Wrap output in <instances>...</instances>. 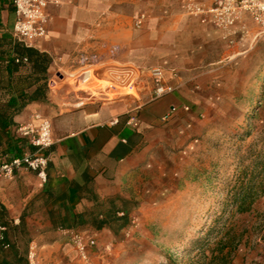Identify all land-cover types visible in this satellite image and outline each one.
I'll return each instance as SVG.
<instances>
[{
	"label": "crops",
	"instance_id": "1",
	"mask_svg": "<svg viewBox=\"0 0 264 264\" xmlns=\"http://www.w3.org/2000/svg\"><path fill=\"white\" fill-rule=\"evenodd\" d=\"M187 1L50 0L47 34L28 45L44 54L40 68L36 54L29 62L16 60L23 43L13 32V0H0V113L8 119L5 128L0 120V167L33 150L18 127L37 124L36 114L52 121L54 139L47 181L25 166L9 177L0 173V264H22L25 248L28 264L32 249L40 264H83L73 234L105 227L62 228L54 222L74 212L89 220L110 208L129 210L130 173L144 163L161 115L184 101L199 103L206 85L217 79L216 58L205 46L217 37L237 38L252 20L244 14L228 36L190 15ZM130 66L163 67L175 90L151 100L149 75L141 77L135 95L122 85L119 97L109 96L108 85L94 91L87 86L91 71L109 83ZM133 115L136 126L129 124Z\"/></svg>",
	"mask_w": 264,
	"mask_h": 264
},
{
	"label": "rangeland",
	"instance_id": "2",
	"mask_svg": "<svg viewBox=\"0 0 264 264\" xmlns=\"http://www.w3.org/2000/svg\"><path fill=\"white\" fill-rule=\"evenodd\" d=\"M234 39L205 46L217 79L199 103L161 115L130 173L127 224L84 234L92 264H264V32L250 20ZM90 74L93 91L108 85Z\"/></svg>",
	"mask_w": 264,
	"mask_h": 264
},
{
	"label": "built area",
	"instance_id": "3",
	"mask_svg": "<svg viewBox=\"0 0 264 264\" xmlns=\"http://www.w3.org/2000/svg\"><path fill=\"white\" fill-rule=\"evenodd\" d=\"M49 3L50 0H13L16 13L13 32L19 41L26 45H34L46 36ZM186 11L190 15L200 17L202 22H212L228 36L232 35L230 32L243 15L248 14L260 27L261 32H264V0H188ZM144 19L145 14H141L136 20V26H141ZM24 61H27V58H24ZM173 72L175 74V70ZM145 75H149L153 80L151 100L161 98L175 90L174 85L166 81L165 69L161 66L149 68L130 66V69L120 71L117 81L109 82L108 86L112 88L113 93H118L122 85L131 94H139V80ZM184 109L188 110L189 107L184 106ZM176 110L177 107L172 106L171 111L162 119L166 120ZM35 118L38 120L37 124L28 122L18 127V131L27 139L33 150L6 160L0 167V173L4 176H12L18 168L25 166L36 171L44 182L47 181V169L50 163L47 150L54 144L53 125L49 118L41 114H36ZM138 121V116L133 115L129 119V124L136 126ZM0 229L4 227L0 226ZM73 241L80 258L86 264H92L89 247L95 244V239H85L83 233L76 232L73 234ZM29 264H40L35 249L29 253Z\"/></svg>",
	"mask_w": 264,
	"mask_h": 264
},
{
	"label": "trees",
	"instance_id": "4",
	"mask_svg": "<svg viewBox=\"0 0 264 264\" xmlns=\"http://www.w3.org/2000/svg\"><path fill=\"white\" fill-rule=\"evenodd\" d=\"M23 43V42H22ZM33 54L38 55V59L40 58V64L39 67L42 68V62L45 61L44 54L35 50L33 47L28 46L23 43V55L22 56H17L16 60H19L18 62H24V58H27L26 62L30 61V58L32 57ZM37 97V95L33 96ZM17 111V110H16ZM3 118V120L1 119ZM0 120L2 121L1 127H7L8 122H7V116H2L0 113ZM25 138V137H24ZM26 139V138H25ZM27 140V139H26ZM25 141V140H24ZM243 198H239L237 200L238 208L242 209L243 208ZM240 203V204H239ZM119 210H113V208L109 209L108 211H100L97 214H91L89 216V220L85 219V214L84 212H74L71 218L67 221H62L60 223L54 222L56 226H61L62 228H72V227H78L82 225H90L96 229H102L105 226H111L113 222H120V226H125L128 222V214L125 212V214L121 217H116L117 213ZM103 217L100 216V214H104ZM3 211L0 212V217L2 216ZM113 219V220H112ZM6 235L4 234L2 236V240H6ZM224 245H222L223 249ZM26 248L24 249V255L22 256V264H28V261L26 259ZM18 257H17V262H18Z\"/></svg>",
	"mask_w": 264,
	"mask_h": 264
}]
</instances>
